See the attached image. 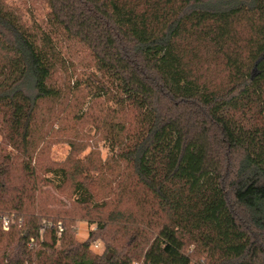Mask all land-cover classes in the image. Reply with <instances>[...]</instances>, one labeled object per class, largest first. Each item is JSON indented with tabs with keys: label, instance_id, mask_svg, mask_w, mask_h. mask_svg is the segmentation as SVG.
Returning a JSON list of instances; mask_svg holds the SVG:
<instances>
[{
	"label": "trees",
	"instance_id": "16d2710c",
	"mask_svg": "<svg viewBox=\"0 0 264 264\" xmlns=\"http://www.w3.org/2000/svg\"><path fill=\"white\" fill-rule=\"evenodd\" d=\"M20 1L48 28L0 0V264H264V0Z\"/></svg>",
	"mask_w": 264,
	"mask_h": 264
},
{
	"label": "rangeland",
	"instance_id": "374dc122",
	"mask_svg": "<svg viewBox=\"0 0 264 264\" xmlns=\"http://www.w3.org/2000/svg\"><path fill=\"white\" fill-rule=\"evenodd\" d=\"M8 1L10 5L20 8L23 19L27 25L31 26L33 24H38L44 29L48 28V26H46L45 24L48 21L47 11L38 12V11L30 10L25 6H22L20 0H8ZM73 53L74 52H72V54L70 53V56L66 55V59L69 61L68 65L70 66L72 63V66L76 70L77 74L81 76L82 75L88 76V71L90 70V67H88L87 63H85V61H82V59L80 58L81 53L77 55L78 57H76V55H74ZM94 135H95V130L92 131L91 140L89 141V146L80 155H78L79 159L80 158L85 159L87 155L93 150L94 147H96L94 150L98 151L103 159H106L108 156L114 153V149L108 143H105L103 140H101L98 134L95 135V138L93 137ZM92 140L94 141L95 146L94 145L91 146ZM70 153H71L70 145L67 142L59 140V138H57L56 142L51 146L50 152L48 153L47 157H45V159L49 158L52 162H64L66 160H69ZM54 194L58 195V199L62 203L60 205L62 206L65 205L64 207L72 208L70 195L68 196L69 192L66 191L65 193L59 192ZM75 215L76 217L74 218L72 223L75 225L77 231L76 235L78 239L80 241H83L88 238L89 232L95 229L96 225L88 223V221L85 220V218H83L79 212ZM9 232H10L9 228L5 229L3 227L4 235H9ZM93 249L100 253L103 248L101 245L99 246L96 245L93 247Z\"/></svg>",
	"mask_w": 264,
	"mask_h": 264
},
{
	"label": "built area",
	"instance_id": "2783aa9c",
	"mask_svg": "<svg viewBox=\"0 0 264 264\" xmlns=\"http://www.w3.org/2000/svg\"><path fill=\"white\" fill-rule=\"evenodd\" d=\"M4 228L5 229L9 228V224H8V220L7 219H5V221H4Z\"/></svg>",
	"mask_w": 264,
	"mask_h": 264
}]
</instances>
